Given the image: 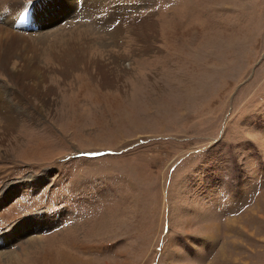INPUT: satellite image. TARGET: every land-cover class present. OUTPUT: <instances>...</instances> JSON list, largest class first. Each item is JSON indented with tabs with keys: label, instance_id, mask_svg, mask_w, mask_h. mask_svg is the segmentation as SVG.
<instances>
[{
	"label": "rangeland",
	"instance_id": "374dc122",
	"mask_svg": "<svg viewBox=\"0 0 264 264\" xmlns=\"http://www.w3.org/2000/svg\"><path fill=\"white\" fill-rule=\"evenodd\" d=\"M9 4L0 264H264V0Z\"/></svg>",
	"mask_w": 264,
	"mask_h": 264
},
{
	"label": "bare ground",
	"instance_id": "6f19581e",
	"mask_svg": "<svg viewBox=\"0 0 264 264\" xmlns=\"http://www.w3.org/2000/svg\"><path fill=\"white\" fill-rule=\"evenodd\" d=\"M10 1V4H11V8L8 9L11 10V11H15L17 10V4H18V0H9ZM14 2V3H13ZM9 4V5H10ZM17 5V6H16ZM55 7V6H54ZM43 16V15H42ZM38 25H41L39 22H37ZM23 42V43H26L24 41H27L26 39H23L21 37H17L15 36V34L11 33L9 31V29H6V28H3V27H0V64H3L7 61L10 60V58L8 57V53H9V50L13 47H17L19 44H22L20 42ZM28 44V42H27ZM29 45H32V44H29ZM27 61V59L25 60V62ZM24 62V61H22ZM31 62V61H30ZM27 63V62H26ZM33 65V63H32ZM26 73H29L33 76L35 75H42L41 74V71L39 70L38 67H35L33 66L32 68H30L28 65H27V68L26 70L24 71L23 74H26ZM27 75V74H26ZM29 75H27L26 77H28ZM15 78V77H14ZM13 78V79H14ZM19 81V80H18ZM22 81V79L20 80ZM20 83V82H19ZM15 84V83H14ZM21 84V83H20ZM19 85V84H18ZM22 86V85H20ZM5 96V93L4 91H0V97H4ZM1 100V99H0ZM2 101V100H1ZM4 101V100H3ZM1 103V102H0ZM5 115L6 113L3 112ZM6 117H9L6 115ZM10 119V118H9ZM14 264V263H13Z\"/></svg>",
	"mask_w": 264,
	"mask_h": 264
}]
</instances>
